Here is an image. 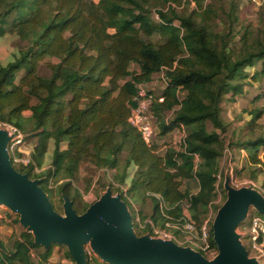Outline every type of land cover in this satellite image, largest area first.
I'll use <instances>...</instances> for the list:
<instances>
[{
	"label": "trees",
	"instance_id": "obj_1",
	"mask_svg": "<svg viewBox=\"0 0 264 264\" xmlns=\"http://www.w3.org/2000/svg\"><path fill=\"white\" fill-rule=\"evenodd\" d=\"M238 25L235 0H0V36L10 33L25 43L12 60L0 63V122L39 138L30 162L11 157L12 165L40 179L60 213L65 197L77 213L85 212L91 203L76 183L83 182L85 190L98 184L120 194L137 235L176 228L179 236L182 229L191 235L184 244L191 245L206 225L209 249H217L213 220L206 217L210 208L219 209L220 192L227 198L219 180L224 150H245L256 171L264 151V134L235 139L223 117L225 102L243 94L246 81H264V27ZM259 61L261 68L250 75L247 67ZM42 67L49 73L43 74ZM157 73H163L166 85L151 107L156 132L158 128L163 137L182 125L186 130L178 147L163 151L156 140L148 144L129 121L139 86ZM167 111L173 112L170 121L165 120ZM263 112L252 110L250 127ZM226 133H231L227 142ZM49 139L50 166L38 172ZM84 165L88 171L82 175ZM112 169L113 180L105 182ZM136 192L151 203L142 220L149 218L153 226L146 222L139 227L130 201ZM8 215L14 231L19 226L20 232L11 248L0 234V264H61L66 258L76 264L67 245L46 248L36 243L18 215ZM251 217L238 226L246 229ZM177 236L172 239L180 244ZM246 238L248 233L242 242L250 254ZM56 246L60 262L52 260ZM87 264L112 263L88 258Z\"/></svg>",
	"mask_w": 264,
	"mask_h": 264
},
{
	"label": "water",
	"instance_id": "obj_2",
	"mask_svg": "<svg viewBox=\"0 0 264 264\" xmlns=\"http://www.w3.org/2000/svg\"><path fill=\"white\" fill-rule=\"evenodd\" d=\"M11 137L9 130L0 126V204L19 215V222L32 232L36 243L46 248L52 243L67 245L76 264H87V246L112 264H260L249 256L236 229L246 218L248 204L264 215V194L249 187L237 190L226 176L227 198L213 219V238L220 253L216 261H209L202 252L173 239L150 234L137 239L128 205L110 188L81 214L67 197L64 213L58 212L40 179H31L12 165Z\"/></svg>",
	"mask_w": 264,
	"mask_h": 264
},
{
	"label": "rangeland",
	"instance_id": "obj_3",
	"mask_svg": "<svg viewBox=\"0 0 264 264\" xmlns=\"http://www.w3.org/2000/svg\"><path fill=\"white\" fill-rule=\"evenodd\" d=\"M98 1V0H94ZM217 2H226L228 0H214ZM237 6H238V17H239V25L238 28L241 27L242 24L251 23L254 26L258 27H264V19L261 16V5L262 0H235ZM220 28H223V24L220 25ZM25 43L21 42L18 37H16L13 34L7 33L4 36H0V63L6 64L8 61L12 60L14 56L18 53V50L20 47H22ZM262 66L261 62L259 61L255 67H247V72L251 75L253 74L254 70L260 69ZM132 68H137L136 64L132 65ZM41 72L43 74H48L49 71L42 67ZM163 73H159L158 80L162 79V76H160ZM154 95H160L163 91V88L158 89H151ZM244 93L239 94L234 101H226L224 104V111H223V117L226 121L230 122L231 129L235 131V139H246L249 137H254L256 135L264 134V112L255 121V125L253 127H250L252 123V110L254 109H262L264 111V81L263 80H254L253 78H250L248 81H246V84L243 87ZM26 116L30 115V111L25 112ZM173 117L172 111H167L165 114V120L170 121ZM155 120V118H154ZM156 125V124H155ZM209 129L212 130V126L209 123L208 125ZM21 131V130H20ZM22 132V131H21ZM24 133V132H22ZM24 140L25 143L22 146V151H32L38 144H39V138L38 135L28 136L26 133H24ZM225 142L229 140L231 137V133L225 134ZM155 140L160 144V146L164 149L168 146H174L178 147L180 143L183 140L182 137V130L180 127H176L173 131L169 132L165 136H160L159 129L157 128ZM53 149V141L48 140L47 142V150L44 153L42 157V166L37 168L36 170L42 171L50 166L51 161V154ZM29 152V153H30ZM23 154V153H22ZM30 156V155H29ZM262 158V165L261 170H255V167L252 166L249 163V160L247 158V152L243 149H233L232 151L229 150L227 147L224 150V154L222 155L220 159V168L221 172L223 173V176L219 175L220 181H225L226 176L229 177L230 184L235 189H241L244 187H249L251 189L256 190L258 193L264 194V157L261 155ZM88 171V165H84L81 168V174L85 175ZM115 173V170H108L105 173V182H109L113 180V174ZM76 185L79 187L81 193L83 194V198L88 203H93L99 198V194H102L104 190L101 186L98 184H94L90 189L85 190V184L83 182L76 183ZM53 186H55V182L53 183ZM191 189L196 190L197 183L195 181H192L190 184ZM127 188V185L124 186V189ZM114 196L117 195V192H114ZM54 201L56 203H59V199L57 196H55ZM131 205L133 208V211L137 214L136 221L139 224V227L142 229L145 227V223H149L153 226L149 218H145L142 220V215H146L150 212L151 209V203L146 200L143 201L142 194L139 192H136L134 197L130 198ZM216 203H218L220 206L224 203V198L222 193L220 192L217 196ZM5 206V205H4ZM258 212V210L253 206V204H248V207L246 208V218H248L253 213ZM217 213V210L214 208H210L209 213L206 217V221L213 220L215 215ZM14 215H18L14 212H12ZM6 216L7 219L0 220V234L4 238V240L8 243V247L11 248L13 244V240L16 238V236L20 232V227L14 226L15 231L14 232H7L6 234L2 233V228L4 226H11L10 224L13 217H10L8 215V212L2 213L0 217ZM9 216V217H8ZM264 217V215H263ZM19 218V215H18ZM176 228H169L167 230V233L171 235V238H165V239H172V237L177 236L175 233ZM165 232V231H164ZM237 234L241 236H245L247 231L245 228H243L241 225L238 226L236 229ZM147 234V233H145ZM191 235L184 230H180L179 236L177 238L179 239V245H182L184 247H187L193 251H200L199 248L205 247L204 240L202 236L200 237V240H192L191 245H186L187 241L190 242ZM137 239H143L144 236H136ZM153 238H163V234H157L153 236ZM176 238V237H175ZM242 239V238H241ZM246 243L250 247V241L248 238H246ZM204 244V245H203ZM86 248H89L88 246ZM59 246L55 247L54 250V256L52 257L53 261L60 262L59 259ZM205 253L203 255L206 256V258L209 261H216L219 257V250L218 249H203ZM201 252V251H200ZM94 258H90L92 262L94 261H103L101 260L97 255L92 254ZM91 255V256H92ZM250 257H255L257 261L261 264V261L251 254L250 249ZM33 257L37 258V253L33 252ZM61 264H72L71 260L66 258L65 260L61 261Z\"/></svg>",
	"mask_w": 264,
	"mask_h": 264
},
{
	"label": "built area",
	"instance_id": "obj_4",
	"mask_svg": "<svg viewBox=\"0 0 264 264\" xmlns=\"http://www.w3.org/2000/svg\"><path fill=\"white\" fill-rule=\"evenodd\" d=\"M136 102L135 106L132 108V112L129 116V121L132 125L136 126L138 130L141 132L144 140L151 144L155 140L156 136V125L154 116L152 114V103L154 100V94L151 92V89L146 85H140L137 91V94L134 97ZM163 100V97L160 98ZM0 126L9 130V133L12 135L9 143L8 150L10 153V157H13L15 162H22L27 164L30 162L29 152H23L22 146L25 143L24 133H22L16 126L8 123L0 122ZM182 130V137L186 136L185 127L180 126ZM18 152L23 153L21 156L18 155ZM264 157V151L262 153ZM12 213V211L2 204H0V216L2 213ZM186 228L189 230L193 229V225L190 222L186 223ZM249 241L251 254L256 256L261 264H264V217L260 214L253 213L251 217V221L249 226L246 228ZM159 234H163L164 238H171V235L167 232H160ZM202 238L205 243V247L203 249H209V244L207 243V232L206 225L202 227ZM88 256L94 258L92 254L96 255L90 248H87ZM92 255V256H91Z\"/></svg>",
	"mask_w": 264,
	"mask_h": 264
},
{
	"label": "crops",
	"instance_id": "obj_5",
	"mask_svg": "<svg viewBox=\"0 0 264 264\" xmlns=\"http://www.w3.org/2000/svg\"><path fill=\"white\" fill-rule=\"evenodd\" d=\"M158 75H159V73L155 74L153 76L152 80L149 83H146L145 85L147 87H149L150 89L164 88L165 85H166V81L163 78V74L160 75V76H162V79L161 80H158V78H157ZM163 148L161 149L162 151H163ZM135 169H136L135 166H132L131 167V170H130L131 171L130 172L131 175L133 174V172L135 171ZM1 231H2L3 234H6L7 232H13V227H11V226H9V227L8 226H4Z\"/></svg>",
	"mask_w": 264,
	"mask_h": 264
}]
</instances>
